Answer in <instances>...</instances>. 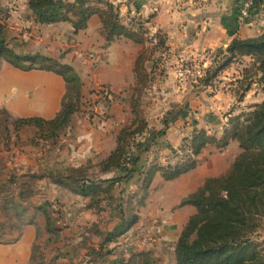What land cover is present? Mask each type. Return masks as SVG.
<instances>
[{
	"label": "crops",
	"instance_id": "crops-1",
	"mask_svg": "<svg viewBox=\"0 0 264 264\" xmlns=\"http://www.w3.org/2000/svg\"><path fill=\"white\" fill-rule=\"evenodd\" d=\"M111 1L115 6H118L119 16L124 24L137 23L139 19L147 21L152 14L153 17L149 22H145L144 26L148 29L149 36H153L157 32L163 35L167 50L161 54L160 50L153 48L157 45L156 39L150 41L148 39L144 44H135L125 39H116L106 43L97 16H92L88 20L85 29L73 34V29L68 23L50 25L35 23L24 0H5L4 2L8 6V8L6 7L8 11L1 12L7 16L5 19L7 40L9 47L16 54H41L69 64L81 80L84 87V90L81 91L83 96L88 94L89 91L91 92L97 87L103 86L114 96V100L109 106V118L103 124L104 128L98 130L87 127L84 129L87 123L86 118L79 117V114L72 118L67 129H71L73 125H75L74 127L77 126L75 135L71 137L75 139L74 144L80 156L78 164L61 172L48 169L46 173L40 176L36 175L38 176L37 179L46 182V189L45 191L42 190L44 194L41 196L45 198L43 203L33 204L30 209L19 207L18 203L34 202L33 189L26 187V190H18L15 183L16 179L10 180V176L0 178V217L11 216L15 219H29L18 228L16 225L11 226L16 228L15 231H0L1 235H9L7 237L9 240L0 239V264H35L38 233L42 232L47 235L48 239L57 237L61 233L59 231L57 235H50L46 232L44 214L38 209L44 204H49L51 208V201L56 197V194L61 193L65 196L69 193L75 198L87 202L85 205L86 211H97L94 207L88 208L89 200L87 198L72 193L65 186L57 184L55 180H65L69 175H73L74 178L107 181L113 178L109 177V174L116 173L118 175L114 177L121 176L118 173L120 171L102 172L100 164L115 149L119 131L128 125L133 118L128 97L130 98L132 89L136 84L134 65L141 51L153 48L155 54H161L160 56H163V58L165 56L170 57L169 61L173 59L179 60V62L184 60L201 61L207 66L218 59L217 55L221 51H225L234 38H254L264 33V0H255L249 16L243 24H238L236 21L239 0ZM0 8H3V2H1ZM30 25L33 29L31 34L21 31ZM20 44L24 45L21 46ZM154 44L156 45L154 46ZM59 47L60 52H58ZM98 58L102 60L97 65H93L95 64L93 60ZM233 68L234 66L225 68V71L222 70L224 77L229 72L232 73ZM153 74H155V69H153ZM238 78L240 77H237L236 80ZM231 86L234 89L236 85ZM205 90H207V87L201 91ZM65 92L66 85L60 76L38 69L22 70L0 59V111L7 113L12 123L16 119L32 117L44 120L53 119L61 109V101ZM227 96H231V93L228 92ZM179 97L185 104H190V108L193 104H197L196 100H202V98H199L200 96L195 97L192 93H186L183 97L181 95L177 98ZM218 98H221L220 93L206 98V104L204 103L206 107L203 108L202 106L200 111L197 109L195 111L197 113L183 112L175 119L174 127L169 129V138L161 146L164 156L159 160L160 162L156 161L155 163L166 166L174 165L180 161L178 148L182 143L184 134H188L189 131L187 132V128H181L183 135L180 136L173 131L176 132V128L180 126V121L183 118L186 121L188 118L192 119L193 115L194 122H198L199 126L204 125L203 127L208 130L209 123L216 119L214 116L219 115L221 104H214ZM211 106L217 107L210 109ZM193 125V122L187 123V126L198 127ZM30 130L33 132L32 134L40 136V132L34 127L22 128L19 130L18 136L20 137L22 133H28ZM207 133L209 132L207 131ZM170 135L174 137V140ZM58 136L54 140L42 138L44 142L41 145L57 140ZM233 143L231 142L226 149L230 148ZM49 147V145L46 146L47 149ZM215 151L216 148L213 146L205 147L197 157L199 165L175 180L165 181L160 173L155 174L143 206H138L136 209L135 214L138 221L131 228L132 230L141 223L144 226L154 224L152 238L148 243H144L137 240L136 237L134 239L130 230V233L125 235L129 243H126L128 248L127 253L122 256L123 258H127L130 252L146 250L151 252L155 264H176L174 254L176 242L183 227L196 212L191 205H181L182 200L196 192L206 179L223 175L230 167L231 160L228 162L222 157L223 153L216 154ZM49 154L48 149V152H45L42 156L45 158ZM94 157L99 159L96 163H93L94 160L91 161ZM140 158L138 162L144 161L146 166L152 163L145 161V157L142 155ZM45 159L47 161L49 157ZM16 160L14 158L13 162L7 161L6 163V166L13 170L14 174L19 173L20 170L25 172L28 168H30L28 169L29 173H33L26 160L20 158L18 163ZM91 164L98 167L97 169L101 174L98 179L85 176V170L89 169ZM144 168L145 166L140 170ZM103 175L108 177H101ZM6 178L9 180H6ZM163 181L170 183L167 185L165 192L154 198L153 192ZM107 203L103 202L101 204L103 210L100 213L108 208L116 212L113 209L114 205L109 207ZM144 210L148 211L144 212ZM52 214L51 211V217ZM111 245L109 244V251L112 249ZM111 255H113L112 252H110L109 257ZM116 258L113 256L109 260V264H113Z\"/></svg>",
	"mask_w": 264,
	"mask_h": 264
},
{
	"label": "trees",
	"instance_id": "trees-1",
	"mask_svg": "<svg viewBox=\"0 0 264 264\" xmlns=\"http://www.w3.org/2000/svg\"><path fill=\"white\" fill-rule=\"evenodd\" d=\"M26 4L34 22L40 25L68 23L73 34H77L86 28L92 16H97L106 43L125 39L135 44H144L148 40V32L143 24L122 23L119 8L111 0H27ZM5 19L0 14V59L22 70L52 72L60 76L66 85L61 109L53 119H16L12 126L16 131L34 127L40 132L41 138L54 140L60 131L69 128L74 116L83 112L81 80L71 65L57 59L41 54H16L9 47ZM163 42L159 40L157 44ZM148 51H141L134 65L136 84L129 98L133 118L119 131L115 149L100 164L102 172L120 171L124 175L107 181L74 178L73 175L65 180H55L72 193L87 198L88 208L94 207L100 212L103 210L101 204L108 202L107 205H114L113 209L120 214L112 230L102 235L100 250L124 237L138 221L133 207L129 205L123 209L121 201L114 197L113 190L117 184L128 182L137 171L139 157L134 153V149H138L135 140L148 129L136 104L152 72L151 69L148 72L145 65L151 59V52ZM225 54L224 61L212 73H207L205 85L231 63L249 58L250 66L256 72L254 83L264 87V33L254 38H234L225 49ZM243 70L247 73L246 69ZM244 73L236 80V85L242 87L240 98L248 93L252 83L243 84L248 78ZM238 90L236 88L234 92ZM251 109L231 117L219 137L208 134L204 129H193L189 137L183 138L179 147L182 153L180 161L166 166L151 163L138 173L137 189L140 195L137 205L143 206L155 174L160 173L165 181H172L190 172L199 165L197 157L207 146L222 150L231 142H236L241 150L226 173L206 179L196 192L182 200L181 205H191L196 212L189 218L176 242V264H264V101L256 103ZM49 206L44 204L38 209L44 214L46 232L57 235L61 229L55 227L51 217L53 210H48ZM113 264L155 262L150 251L141 250L130 252L127 258L117 257Z\"/></svg>",
	"mask_w": 264,
	"mask_h": 264
},
{
	"label": "rangeland",
	"instance_id": "rangeland-1",
	"mask_svg": "<svg viewBox=\"0 0 264 264\" xmlns=\"http://www.w3.org/2000/svg\"><path fill=\"white\" fill-rule=\"evenodd\" d=\"M1 2H3V8H0V14L3 18H6L7 16H5V13L1 11H8V9H6L8 6L4 4L5 0H0V5ZM150 16L153 17L152 14ZM145 22V20L139 19L137 24H143L144 26ZM144 28L146 27L144 26ZM21 31L31 34L33 29L30 25L23 28ZM147 32L149 41L153 39H156L157 42L159 40L164 41L163 35L159 32L153 36H149L148 29ZM33 38H31V40H33ZM28 41L27 39V42ZM20 45L22 46L24 44ZM155 45L156 44H154V46ZM153 48L160 50L161 54L167 50V48H165V42H163V44L159 43ZM153 48L147 49L149 53L151 52V59L145 64L149 72L150 69L152 70L151 76L149 77V82L147 81L143 85L139 98L136 100L139 113L148 124L147 131L135 140L138 149H134V153L139 159H141L140 156L142 155L145 157V161L147 160L152 163L156 161L160 162L159 160L164 156L161 146L166 142V139L169 138V129L174 127L175 119L183 112L192 113L197 109L200 111L202 106L203 108L206 107V98L216 95L217 93L221 94V98L216 99L214 102V104H221L219 115L214 116L216 119L209 123L208 130L203 127L204 125L199 126L198 122H194L193 115L192 119L188 118L185 121L183 118L180 121V126L176 128V132L173 131L176 135H183L180 129L187 128V132L189 131V133L187 134L185 132V138L190 136V131L192 132L193 129H204L209 132L208 134L219 137L231 117L241 113H247L252 110L251 107L253 105L264 101V87L258 83H254L257 79V77H255L256 72L253 67L251 68V62L247 60L248 58H242L231 63L227 68L234 66V71L232 73L229 72V74L224 77V73L220 72L213 81L205 85L204 79L207 77V73H212V71L224 61L227 55L223 53L225 51H221L217 55L218 59L205 66L201 61L184 60L179 62V60L176 61L175 59L169 61L170 57L165 56L163 58V56H160L161 54H155ZM60 51L61 49L59 47L58 52ZM101 60V58L94 59L93 61L95 64L93 65H97ZM153 69H155V74L152 75ZM243 69H246L247 73H244ZM197 72H199L200 76H198ZM243 73L248 77L247 81H244L243 84L248 82L252 83L249 86L250 90L248 93L244 94L243 98H240L242 87H240L239 84L236 85V78L241 77ZM249 79H251V81H249ZM233 84L236 85L235 87L237 90L239 87L237 92H234L236 88L233 89L231 86ZM205 87H207V90L201 91ZM83 90L84 87L81 85V91ZM228 92L231 93L229 97L227 96ZM186 93H192L195 97L200 96L199 98H202V100H196L197 104H193L190 108V104H185V102L181 100V97L177 98L181 95L183 97ZM83 97V112L79 114V117L86 118L85 120L87 123L84 129L87 127L98 130L104 128L103 124H105L107 118H109V108L106 109L105 112L94 108L95 99L93 94H90V91ZM212 107L217 106H211L209 108L212 109ZM188 122H193V124L198 127L193 128L187 126ZM74 126L75 125H73L71 129L60 132L57 140L48 142L49 144L44 143L41 145L44 140L42 141L40 136L38 137L32 134L33 132L31 130L28 133H22L19 137V130L16 131L13 128L12 120L9 119L8 114L0 111V178L3 179L4 176H10V180L13 181L16 179L15 183L18 190H26L27 187L28 189H33L32 193L34 194L33 203H18L17 205L19 207H27V209H30V206L33 204L43 203L45 198L41 196L46 189V182L37 179L38 176L36 175L40 176L46 173L48 169L50 171L61 172L64 171V169L77 166L80 156L74 144L75 139L72 138L77 129V126ZM170 137L174 140L172 135H170ZM47 145L50 146L48 148L50 154L45 156V158L49 157L46 161L42 155L48 152L46 148ZM179 149L180 148H178V150ZM225 149H216L215 153H223L222 157L228 160V162L231 160L230 162L232 164L241 150L235 142L230 148L226 149V151H224ZM178 155H180V157L182 156L180 150ZM14 158L17 159V163L20 158L26 160L28 165L31 166L33 173H29L30 171L28 169L30 168H28L25 171L26 174H24L25 172H21V170L19 173L14 174L13 170L6 166L7 161L13 162ZM98 160V157H94L91 161L96 163ZM143 166L147 167L146 162H138L137 171L134 176L128 182L123 181L114 188V195L121 201L122 208L125 209L130 205L133 207L134 213H136L138 207L137 200L140 195L137 189L138 173ZM97 168L95 164H91L89 169L85 170V176L98 179L101 174ZM118 173L119 175H124L123 172ZM115 175L118 174H109V177H114ZM101 177L105 178L108 176L103 175ZM9 179L6 178V180ZM169 183L170 182L163 181L153 192V197H159L161 193L165 192ZM55 196L56 197L51 201L52 207L50 209L53 210V223L56 228L61 229V233H59L57 237H51L50 239L42 232L38 233L36 241L37 248L35 249V264H109V260L112 259L113 256L120 257L127 253L128 247L126 243H129V241L126 240L127 238L125 236L120 237L117 242L112 243L111 251L113 255L110 257L109 254H106L109 251V244L105 245L102 250L99 249V244L103 237L102 235L109 231L114 223L118 221L119 214L117 211L114 212L109 208L101 213L97 211H86L85 205L87 202L82 199H77L69 193L65 196L61 193ZM57 211H60V213H57ZM145 211L148 210H144V212ZM123 213L125 214V211ZM27 221H29V219H15L11 216L0 217V231H15L16 228L11 226L16 225L18 228L22 223ZM144 227L145 226L141 223L139 226L133 228L131 230L132 237L134 239L136 237L137 240L141 241ZM8 236L9 235L4 236V234H0V239L9 240V238H7ZM93 251L97 252V254H94Z\"/></svg>",
	"mask_w": 264,
	"mask_h": 264
},
{
	"label": "built area",
	"instance_id": "built-area-1",
	"mask_svg": "<svg viewBox=\"0 0 264 264\" xmlns=\"http://www.w3.org/2000/svg\"><path fill=\"white\" fill-rule=\"evenodd\" d=\"M254 3V0H239L238 11L236 14V21L238 24H243L245 22ZM197 74L198 76H200L199 72H197ZM93 91V96L95 99L94 108L99 111L105 112V110L109 108L112 101L114 100L113 95L106 87L103 86H99ZM153 231L154 224L145 226L143 228V236L141 238V241L144 243H148V241H150L152 238Z\"/></svg>",
	"mask_w": 264,
	"mask_h": 264
}]
</instances>
